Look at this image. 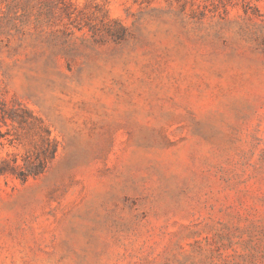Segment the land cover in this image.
I'll return each instance as SVG.
<instances>
[{
    "label": "rangeland",
    "instance_id": "374dc122",
    "mask_svg": "<svg viewBox=\"0 0 264 264\" xmlns=\"http://www.w3.org/2000/svg\"><path fill=\"white\" fill-rule=\"evenodd\" d=\"M0 101V264H264V0H0Z\"/></svg>",
    "mask_w": 264,
    "mask_h": 264
},
{
    "label": "trees",
    "instance_id": "16d2710c",
    "mask_svg": "<svg viewBox=\"0 0 264 264\" xmlns=\"http://www.w3.org/2000/svg\"><path fill=\"white\" fill-rule=\"evenodd\" d=\"M22 112L26 116H31V112L25 108L22 109ZM14 114H16V111H9L5 104L0 101V120H4L7 115L11 118H15ZM48 146L49 148L46 150L47 155L45 158H37V163H26L24 168H20L19 165L11 167V172H13L22 181H26L29 177H37L44 173L48 165L55 159L58 151V145L56 142L48 140ZM7 172H9L7 169L0 167V176L6 174Z\"/></svg>",
    "mask_w": 264,
    "mask_h": 264
}]
</instances>
